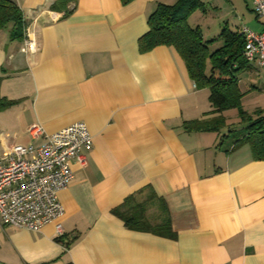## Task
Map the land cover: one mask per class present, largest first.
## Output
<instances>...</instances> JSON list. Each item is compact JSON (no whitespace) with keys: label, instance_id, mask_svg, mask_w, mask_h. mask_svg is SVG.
<instances>
[{"label":"crops","instance_id":"1","mask_svg":"<svg viewBox=\"0 0 264 264\" xmlns=\"http://www.w3.org/2000/svg\"><path fill=\"white\" fill-rule=\"evenodd\" d=\"M13 1L36 51L21 50L11 25L0 30V154L40 144L28 134L33 123L51 133L85 122L93 144L57 193L62 232L57 220L38 231L0 222V264H264V160L247 144L232 148L227 127L188 128L213 117L209 90L172 47L138 49L148 16L177 0H69L65 16L52 9L57 0ZM199 1L188 23L205 40L224 26L264 29L252 0ZM239 86L245 109L264 108L257 63L239 73ZM223 115L238 121L235 109ZM161 201L170 236L114 213L140 211L154 225Z\"/></svg>","mask_w":264,"mask_h":264},{"label":"trees","instance_id":"2","mask_svg":"<svg viewBox=\"0 0 264 264\" xmlns=\"http://www.w3.org/2000/svg\"><path fill=\"white\" fill-rule=\"evenodd\" d=\"M120 1L125 5L133 0ZM68 2L69 0H57L51 7L62 10L65 16L71 10L67 6ZM200 4L199 0L159 3L148 16V30L138 39V49L145 52L158 45L172 47L195 85L209 90L210 113L214 114L213 117L193 122L188 128L199 127L219 132L227 127L232 148L247 144L256 160H264V108L257 107L252 111L245 109L242 98L246 92L239 86V73L249 63L243 56L244 37L240 31L224 26L217 37L203 39L199 28L188 23V17ZM23 24V13L19 6L13 0H0V30L11 25L10 38L21 40ZM215 44L218 46L211 49ZM229 109L236 110V123H226L223 112ZM159 204L162 215L160 221L154 225L140 211L122 215L116 209L114 213L120 215L128 227L170 236L171 225L167 209L163 201ZM60 241L63 242V239Z\"/></svg>","mask_w":264,"mask_h":264},{"label":"built area","instance_id":"3","mask_svg":"<svg viewBox=\"0 0 264 264\" xmlns=\"http://www.w3.org/2000/svg\"><path fill=\"white\" fill-rule=\"evenodd\" d=\"M256 16L264 20V0H252ZM245 44L243 56L257 63L264 71V29L254 31L240 27ZM24 53L36 51L35 40L29 31L23 32ZM28 134L41 139L33 144H13L0 154V222L17 228L38 231L42 225L59 219L64 209L57 193L71 182L74 172L71 161L85 165L83 154L93 144L92 135L85 122L78 121L54 132L33 123ZM61 223L56 221V231L61 233Z\"/></svg>","mask_w":264,"mask_h":264},{"label":"rangeland","instance_id":"4","mask_svg":"<svg viewBox=\"0 0 264 264\" xmlns=\"http://www.w3.org/2000/svg\"><path fill=\"white\" fill-rule=\"evenodd\" d=\"M190 16H191V15H190ZM190 16H189V17H190ZM189 19H190V18H189ZM192 22H193V20H192ZM217 46H218V45H213V46H211L210 48H211V49H214V48L217 47Z\"/></svg>","mask_w":264,"mask_h":264}]
</instances>
